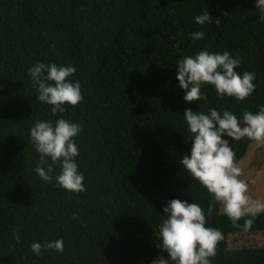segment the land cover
<instances>
[{"label":"trees","instance_id":"trees-1","mask_svg":"<svg viewBox=\"0 0 264 264\" xmlns=\"http://www.w3.org/2000/svg\"><path fill=\"white\" fill-rule=\"evenodd\" d=\"M207 10L213 23H196ZM200 30L205 36L193 39ZM205 47L238 55L237 71L255 73L254 92L244 100L220 98L205 85L206 99L185 101L176 62ZM38 60L76 66L71 78L84 98L58 115L82 127L74 139L85 191L46 183L34 171L39 154L29 130L57 119L29 78ZM260 105L264 21L254 0H0V264H148L160 254L167 201H194L208 216L212 200L179 163L191 147L184 110L216 107L240 118ZM253 141L231 145L235 159ZM220 205L213 216L223 239L211 264H264V246L228 249L226 241L229 233L264 230V213L245 231ZM57 238L62 253L30 250L33 241Z\"/></svg>","mask_w":264,"mask_h":264},{"label":"clouds","instance_id":"clouds-1","mask_svg":"<svg viewBox=\"0 0 264 264\" xmlns=\"http://www.w3.org/2000/svg\"><path fill=\"white\" fill-rule=\"evenodd\" d=\"M254 4L258 18L264 21V0H254ZM194 20L199 25L213 23L208 10L194 16ZM215 23H220L219 18ZM190 35L200 40L205 32L193 31ZM240 65L238 55L233 56L229 51L212 52L207 47L194 55L183 56L175 65L179 87L184 90L183 99L187 102L206 99L202 88L211 85L220 98L244 100L255 90V73H240L237 71ZM27 71L37 99L50 105L52 115L57 116L55 121L38 120L29 130L30 140L39 154L34 171L46 183L55 179L56 186L65 190L85 191L84 174L79 171L76 159L80 149L74 139L82 132V127L78 122L58 115L66 111V104L75 106L84 98L80 81L71 78L77 71L76 66L38 60ZM183 116L191 147L179 163L214 200L223 204V214L232 224L247 231L253 218L264 213V200L249 195L248 184L241 179L242 169L235 160L230 140L246 137L264 141V105L256 112L245 110L240 118L229 109L221 111L216 107H210L207 112L187 108ZM56 165L60 168L58 173ZM163 216L157 232L156 246L160 254L148 264H211L210 258L216 256L217 243L223 239V234L208 223L207 213L201 205L172 198L163 206ZM241 218H247L243 225L239 224ZM13 236L19 243L21 237L16 230ZM29 247L36 256L48 250L64 251L63 238L43 243L33 241Z\"/></svg>","mask_w":264,"mask_h":264},{"label":"rangeland","instance_id":"rangeland-1","mask_svg":"<svg viewBox=\"0 0 264 264\" xmlns=\"http://www.w3.org/2000/svg\"><path fill=\"white\" fill-rule=\"evenodd\" d=\"M242 169L241 179L248 184V193L254 199L264 200V141H253L245 155L235 159ZM223 212V204L220 205ZM227 248L264 246V230L253 233L237 232L227 235Z\"/></svg>","mask_w":264,"mask_h":264},{"label":"water","instance_id":"water-1","mask_svg":"<svg viewBox=\"0 0 264 264\" xmlns=\"http://www.w3.org/2000/svg\"><path fill=\"white\" fill-rule=\"evenodd\" d=\"M246 138V137H245ZM244 139V138H242ZM241 140V139H240ZM239 140L237 141H234V140H231L230 141V146L233 145L234 143L238 142ZM216 203V200H214L212 198L211 200V204H210V207H209V211H208V223L215 228V225H214V216H213V212H214V205Z\"/></svg>","mask_w":264,"mask_h":264}]
</instances>
